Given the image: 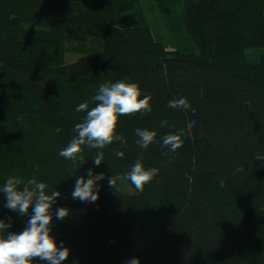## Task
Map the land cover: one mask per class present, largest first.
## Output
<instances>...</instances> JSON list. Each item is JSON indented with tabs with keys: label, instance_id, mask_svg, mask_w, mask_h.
I'll list each match as a JSON object with an SVG mask.
<instances>
[{
	"label": "trees",
	"instance_id": "16d2710c",
	"mask_svg": "<svg viewBox=\"0 0 264 264\" xmlns=\"http://www.w3.org/2000/svg\"><path fill=\"white\" fill-rule=\"evenodd\" d=\"M138 4L0 0V187L12 176L35 177L48 194L61 193L51 234L70 249L63 264H127L132 233L147 227L156 233L138 264H264V0H159L168 16L182 6V27L197 47L189 53L132 23ZM68 42L80 55L70 63ZM120 80L151 97V112L120 117L122 139L102 150L82 146V165L60 157L85 115L76 107H94L99 86ZM181 97L195 115L167 107ZM136 128L155 131L156 142L139 148ZM170 133H182L175 152L162 145ZM98 151L104 161L96 166ZM138 158L159 170L143 191L126 179ZM83 168L105 174L92 203L70 195ZM112 176L135 193L111 195ZM5 203L0 191V220L23 231L31 208L21 217ZM60 207L80 209V221L57 220Z\"/></svg>",
	"mask_w": 264,
	"mask_h": 264
},
{
	"label": "clouds",
	"instance_id": "9594fccd",
	"mask_svg": "<svg viewBox=\"0 0 264 264\" xmlns=\"http://www.w3.org/2000/svg\"><path fill=\"white\" fill-rule=\"evenodd\" d=\"M150 100V96L141 98L140 86L135 82L120 80L101 84L92 97V101L95 102L94 107L89 108V101L82 102L76 107L75 111L84 113V118L82 122L74 125L75 135L58 155L73 164L79 161L82 165L85 163L82 146L102 150L114 140L120 141L122 137L116 134L119 118L151 112ZM167 107L191 110L195 115V109L183 97L169 100ZM191 124L194 125L195 121ZM159 126L161 128L168 126V121L161 120ZM134 134L138 137L135 143L141 149H147L156 142L157 133L153 130L136 128ZM181 134L164 135L161 138L162 145L169 151L175 152L182 146ZM114 155L123 158L124 152L116 151ZM92 160L94 165L99 166L104 161L103 151H98ZM158 171L154 167L145 168L142 159L138 158L130 171L126 173V179L131 181L137 191H143L144 186L158 174ZM104 179L103 172L94 174L93 170L89 169L87 178L80 176L76 179L71 193L72 198L89 203L97 201L99 189L102 187L97 182ZM108 185L118 190L113 176L108 179ZM47 188V184L38 182L35 177L28 179L25 183L14 176L7 178L0 187L6 200L5 208L17 212L21 217L28 215L31 208L30 218L26 221L24 230L19 233L9 232L11 224L0 220V264H34L36 258L47 264H63L69 257L70 249L63 243L58 245L56 238L51 234L52 206L61 193L56 190L48 194ZM68 215L69 209L65 207H60L55 212L57 220H63ZM127 264H138V260L133 258Z\"/></svg>",
	"mask_w": 264,
	"mask_h": 264
},
{
	"label": "rangeland",
	"instance_id": "374dc122",
	"mask_svg": "<svg viewBox=\"0 0 264 264\" xmlns=\"http://www.w3.org/2000/svg\"><path fill=\"white\" fill-rule=\"evenodd\" d=\"M135 11L129 13L127 18L135 25L150 28L155 38L162 41L167 49H180L184 53L193 51L197 52V47L187 35L181 24V17L183 14L182 6L174 7L173 15L168 16L166 11L160 9L159 0H139V4L137 5ZM75 44V42L66 43L67 52L65 57L68 63L73 62L80 57L79 52L75 51ZM261 50L262 48H250L248 49V52H255L258 54ZM87 172L88 170L83 168L78 174H75L71 178L70 195L74 190L76 179L80 176L87 178ZM114 178L116 179L118 190L115 187H109L111 195L135 193V190L123 176H115ZM80 212V209L69 210V215L67 217L68 220L73 223L79 222ZM155 233L156 230L152 227H147L144 230L137 228L132 233L131 246L124 252V258L125 256H128V261H130L140 255L143 248L146 247L153 239Z\"/></svg>",
	"mask_w": 264,
	"mask_h": 264
}]
</instances>
